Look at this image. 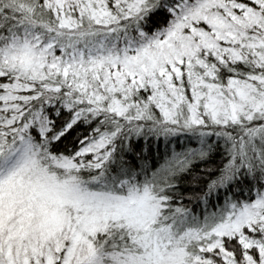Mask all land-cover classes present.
<instances>
[{
    "label": "snow or ice",
    "instance_id": "1",
    "mask_svg": "<svg viewBox=\"0 0 264 264\" xmlns=\"http://www.w3.org/2000/svg\"><path fill=\"white\" fill-rule=\"evenodd\" d=\"M0 264H264V0H0Z\"/></svg>",
    "mask_w": 264,
    "mask_h": 264
}]
</instances>
